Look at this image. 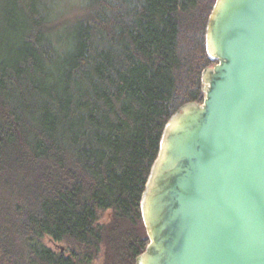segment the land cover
Returning a JSON list of instances; mask_svg holds the SVG:
<instances>
[{
  "label": "trees",
  "instance_id": "obj_1",
  "mask_svg": "<svg viewBox=\"0 0 264 264\" xmlns=\"http://www.w3.org/2000/svg\"><path fill=\"white\" fill-rule=\"evenodd\" d=\"M215 1L0 0V264H136L163 129L216 63Z\"/></svg>",
  "mask_w": 264,
  "mask_h": 264
},
{
  "label": "water",
  "instance_id": "obj_2",
  "mask_svg": "<svg viewBox=\"0 0 264 264\" xmlns=\"http://www.w3.org/2000/svg\"><path fill=\"white\" fill-rule=\"evenodd\" d=\"M204 99L166 123L137 264H264V0H216Z\"/></svg>",
  "mask_w": 264,
  "mask_h": 264
},
{
  "label": "rangeland",
  "instance_id": "obj_3",
  "mask_svg": "<svg viewBox=\"0 0 264 264\" xmlns=\"http://www.w3.org/2000/svg\"><path fill=\"white\" fill-rule=\"evenodd\" d=\"M57 246H61V245H55V247ZM94 264H102V262L100 260H96ZM136 264H137V258H136Z\"/></svg>",
  "mask_w": 264,
  "mask_h": 264
}]
</instances>
